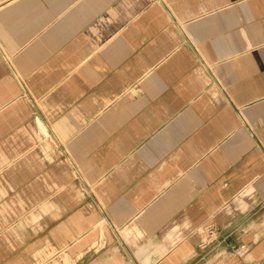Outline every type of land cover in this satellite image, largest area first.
Wrapping results in <instances>:
<instances>
[{
    "label": "crops",
    "instance_id": "obj_1",
    "mask_svg": "<svg viewBox=\"0 0 264 264\" xmlns=\"http://www.w3.org/2000/svg\"><path fill=\"white\" fill-rule=\"evenodd\" d=\"M0 264H264V0H0Z\"/></svg>",
    "mask_w": 264,
    "mask_h": 264
},
{
    "label": "built area",
    "instance_id": "obj_2",
    "mask_svg": "<svg viewBox=\"0 0 264 264\" xmlns=\"http://www.w3.org/2000/svg\"><path fill=\"white\" fill-rule=\"evenodd\" d=\"M212 236V232H209V237ZM247 251V248L244 245H239L236 247L235 252L239 255L245 253Z\"/></svg>",
    "mask_w": 264,
    "mask_h": 264
},
{
    "label": "rangeland",
    "instance_id": "obj_3",
    "mask_svg": "<svg viewBox=\"0 0 264 264\" xmlns=\"http://www.w3.org/2000/svg\"><path fill=\"white\" fill-rule=\"evenodd\" d=\"M207 238H209V235H208V234H207V236H206V240H205L204 242H207ZM236 247H237V246L233 247L232 250H231L230 252H231L232 254L238 256L239 254H237V253L235 252Z\"/></svg>",
    "mask_w": 264,
    "mask_h": 264
}]
</instances>
